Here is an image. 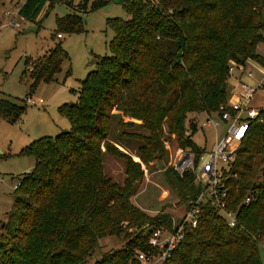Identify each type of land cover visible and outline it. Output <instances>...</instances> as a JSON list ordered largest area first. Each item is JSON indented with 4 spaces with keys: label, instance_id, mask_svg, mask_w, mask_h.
Returning <instances> with one entry per match:
<instances>
[{
    "label": "trees",
    "instance_id": "trees-1",
    "mask_svg": "<svg viewBox=\"0 0 264 264\" xmlns=\"http://www.w3.org/2000/svg\"><path fill=\"white\" fill-rule=\"evenodd\" d=\"M47 1L24 0L17 14L34 22ZM109 2L65 1L74 12L56 16L55 35L81 32L82 15ZM121 5L130 19H107L111 54L100 56L80 82L77 101L60 108L69 129L21 150L35 158V165L20 177L2 224L0 264H82L99 239L119 235L124 245L93 264H140L135 254L147 249L146 229H172L173 217L163 210L149 215L132 203L143 171L112 144L111 120L118 118L121 143L134 142L144 164L164 157L165 132L199 154L204 148L194 136L204 129L190 115L213 114L227 103L231 65H264L259 51L264 0H123ZM65 60L58 43L34 61L27 57L30 91L54 81ZM23 110L13 98H0V117L8 123ZM261 118L242 140L233 167L239 176L228 183L233 208L252 197L239 211V224L229 227L206 205L198 227L187 230L162 264H264V109ZM105 153L125 160L122 183L105 175ZM177 182L183 203L198 197L192 174L178 175Z\"/></svg>",
    "mask_w": 264,
    "mask_h": 264
},
{
    "label": "rangeland",
    "instance_id": "rangeland-1",
    "mask_svg": "<svg viewBox=\"0 0 264 264\" xmlns=\"http://www.w3.org/2000/svg\"><path fill=\"white\" fill-rule=\"evenodd\" d=\"M65 1L75 4L79 0H48L38 18L30 22L14 15L19 0H0V98L11 97L17 105L24 107L19 119L13 124L0 118V234L2 224L7 221L13 208L15 187L20 177L31 171L35 165V158L21 153V150L42 136L54 137L69 129V121L60 108L77 101L80 82L88 72L95 69L100 56L111 54L108 44L113 37V30L107 26V19H130V14L121 4L110 1L105 6L82 15L84 25L81 32H62V37L56 38V16L74 12L64 4ZM15 23L19 26H15ZM55 43L60 44L67 60L63 62L54 81L41 82L30 91L31 78L25 60L27 57L36 60ZM259 51L264 56V44L260 45ZM261 66L254 61L246 63V71L254 73V78H248L251 85L256 84L255 80L264 79ZM241 73L242 71L235 70L234 76ZM232 76L229 77L228 83L233 79ZM253 102L258 107H264V98L261 97L260 91L256 93ZM205 115L197 113L191 114L190 117L197 120L201 127ZM205 132L203 134L201 129H198L194 140L199 145H204L207 138L208 145H213V129H206ZM120 133L118 118H113L109 135V138L115 141H111L112 144L121 154L139 162L143 171L139 190L131 198L132 203L149 215L163 210L164 213H170L172 217L180 219L187 204L181 199L178 174L171 170V163L176 159V150L181 147L177 136H168L165 132L164 157L144 164L135 151L137 145H133L134 142L131 145L122 144ZM124 164L123 158L105 153L103 169L111 180L123 182ZM123 226H126V223ZM129 232L134 233L135 228H129ZM98 242L99 245L82 264H93L103 254L119 249L125 243L122 235L101 238ZM262 258L264 261L263 253Z\"/></svg>",
    "mask_w": 264,
    "mask_h": 264
},
{
    "label": "built area",
    "instance_id": "built-area-1",
    "mask_svg": "<svg viewBox=\"0 0 264 264\" xmlns=\"http://www.w3.org/2000/svg\"><path fill=\"white\" fill-rule=\"evenodd\" d=\"M19 6L14 15H18ZM14 25L19 26L16 23ZM56 37L60 38L62 35L56 34ZM235 70L244 73V77L239 79L240 89H233L234 98L229 97L227 103L221 105L218 112L206 114L201 125L204 134L206 129H213V145L209 146L206 138L205 144L201 145L204 150L199 154L178 147L176 159L171 163L178 175L185 176L190 173L194 176V182L200 187V193L196 199L190 201L180 219L173 217L172 229L164 227L146 229L147 249L137 251L135 254L140 264H162L171 258L185 239L187 230L198 227L206 205L217 210L224 217L227 225L234 228L239 224L241 207L250 205L252 201V197L247 196L239 208H233L230 205L228 183L239 176L233 167L241 142L246 137L251 123L254 120H263L261 110L264 107L256 106L253 101L258 91L264 98V79L255 80L256 84L251 85L247 79L254 78L253 71H246L244 66L233 64L230 67V76L234 77ZM261 71L264 77V65L261 66ZM262 248L264 251V243Z\"/></svg>",
    "mask_w": 264,
    "mask_h": 264
},
{
    "label": "crops",
    "instance_id": "crops-1",
    "mask_svg": "<svg viewBox=\"0 0 264 264\" xmlns=\"http://www.w3.org/2000/svg\"><path fill=\"white\" fill-rule=\"evenodd\" d=\"M11 1V0H10ZM15 1H18V0H15ZM23 1L24 0H19V2H18V4L19 5H21L22 3H23ZM13 2V1H12ZM56 36V35H55ZM57 38V37H56ZM61 38V37H60ZM240 72V71H239ZM242 74V75H241ZM241 74H236L234 77H233V79H231L230 80V82L228 83V85H227V91H228V93H227V96H228V98L230 97H232V98H234V94H233V89H237V90H239L240 89V83H239V79H242L243 78V74L244 73H241ZM250 80V79H249ZM247 82H248V79H247ZM249 83V82H248ZM1 118V117H0ZM3 119V118H2ZM4 120V119H3Z\"/></svg>",
    "mask_w": 264,
    "mask_h": 264
},
{
    "label": "water",
    "instance_id": "water-1",
    "mask_svg": "<svg viewBox=\"0 0 264 264\" xmlns=\"http://www.w3.org/2000/svg\"><path fill=\"white\" fill-rule=\"evenodd\" d=\"M110 1H112L113 3H116V4H122L123 3V0H110Z\"/></svg>",
    "mask_w": 264,
    "mask_h": 264
}]
</instances>
